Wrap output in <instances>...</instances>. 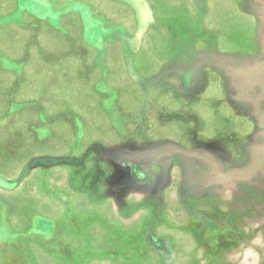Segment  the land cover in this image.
Returning a JSON list of instances; mask_svg holds the SVG:
<instances>
[{
    "label": "rangeland",
    "instance_id": "rangeland-1",
    "mask_svg": "<svg viewBox=\"0 0 264 264\" xmlns=\"http://www.w3.org/2000/svg\"><path fill=\"white\" fill-rule=\"evenodd\" d=\"M27 1L0 0V264H264V0H90L128 38L90 44L100 91L78 15Z\"/></svg>",
    "mask_w": 264,
    "mask_h": 264
},
{
    "label": "crops",
    "instance_id": "crops-1",
    "mask_svg": "<svg viewBox=\"0 0 264 264\" xmlns=\"http://www.w3.org/2000/svg\"><path fill=\"white\" fill-rule=\"evenodd\" d=\"M121 1H124V3L126 2V5L132 8V10L134 11L136 15L137 25L143 26L148 23L149 18H150V14H148L149 13L148 8L149 10H151L148 3H146L144 0H121ZM60 2H62V0H28L27 5H26V10L32 14L39 16L40 20L45 21L48 25L50 24L54 29H59L60 26H63V20H64L63 15L64 14L66 13L73 14L74 12L78 15L79 17L78 23L81 27L80 34L82 36L83 42L86 45H83L81 41L78 42V48L80 50L78 51L76 55L75 66L79 67L80 69L85 70V73L82 74L80 78L87 86H89V90L91 89V90L96 91L97 89L100 91V88L96 87L95 83L90 84V81H93L92 79H94L95 77L94 76L95 74L93 72V66L95 63L93 62L97 61L96 59H94L92 62L93 65L90 62V44L96 50L99 51V49H101L100 47L101 45L94 43V39H97L98 34L103 33L104 35L106 33L112 34L115 32L118 33L121 41L127 42L128 38H126L127 32L125 31V27L124 28H121V26H118L116 28L105 27L107 24V21H115V19L112 18V16L108 19H107V16L103 17L104 19H101V18L99 19V17L95 16L90 6V0H66L64 6H61ZM118 19H121V17H119ZM101 20H103L104 28H105L104 30H107V32L102 31L101 27L103 26V24L101 23L102 22ZM92 27L96 28V31H94L93 33H92L93 31ZM127 28L128 27H126V29ZM60 32H62L61 29H60ZM97 63L101 65V63L99 62ZM89 96H90V92H89ZM29 100H26L27 103L26 102L24 103L34 106V101L30 103ZM64 104H66V102L62 103V105ZM87 106H90V99H89ZM55 120L56 122H60V123L67 122L70 125H75V128H76L75 137L79 134L80 130L78 129V124H77V122L79 121L78 117L72 114H69L66 116L60 115V116H56ZM64 123L61 124V127L63 126L64 128L63 131H61V133L63 134V136H70L72 131H69L67 124L65 123L66 124L65 125ZM15 143L17 144L18 142H14L12 140V142H10L9 143L10 145L8 146L12 145L11 147L14 148ZM24 143H25L24 140L21 141V144H22L21 148L26 146V144ZM10 187L13 188V186H10V185H6L5 188L9 189ZM33 196L36 197L37 199L41 198L37 194H33ZM50 198H53V197H50ZM53 220L54 219L43 216L41 213L34 212L31 216V224L32 226L33 225L34 226L33 228L30 229V234L33 236L38 235V237L44 238L45 240H47V238L45 237H50L51 235H53L52 230H55L50 225V223H52ZM45 243L49 244L47 241Z\"/></svg>",
    "mask_w": 264,
    "mask_h": 264
},
{
    "label": "clouds",
    "instance_id": "clouds-1",
    "mask_svg": "<svg viewBox=\"0 0 264 264\" xmlns=\"http://www.w3.org/2000/svg\"><path fill=\"white\" fill-rule=\"evenodd\" d=\"M248 255H251L252 256V264H256L257 257L255 256V254L252 253V252H249Z\"/></svg>",
    "mask_w": 264,
    "mask_h": 264
}]
</instances>
